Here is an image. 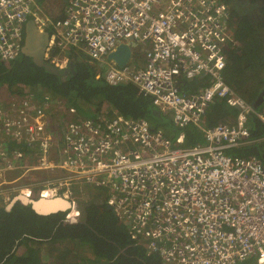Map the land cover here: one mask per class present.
Instances as JSON below:
<instances>
[{
  "label": "built area",
  "instance_id": "obj_1",
  "mask_svg": "<svg viewBox=\"0 0 264 264\" xmlns=\"http://www.w3.org/2000/svg\"><path fill=\"white\" fill-rule=\"evenodd\" d=\"M30 18L50 32L46 60L61 70L69 67L70 48L96 62L109 61L120 42L139 45L143 51L135 53L142 61L138 57V64L123 67L109 61L104 78L113 86L135 84L162 111H173L177 128L202 127L217 100L238 113L233 123L203 127L205 144L185 147L183 132L172 141L146 118L80 117L75 108L60 106L55 121L47 111L51 101L42 102L31 91L0 95V175L20 172L17 179L0 181V197L38 198L49 191L72 201L69 219L79 215L72 187L88 184L104 190L102 204L126 226L134 244L162 264H238L253 255L263 262L264 162L232 151L251 142L250 113L264 122V108L256 111L226 78L227 52L238 45L229 5L68 0L54 18L42 14L39 0H0L3 62L22 53ZM193 81L197 89L182 90ZM39 171L52 176L36 188L17 185Z\"/></svg>",
  "mask_w": 264,
  "mask_h": 264
},
{
  "label": "trees",
  "instance_id": "obj_2",
  "mask_svg": "<svg viewBox=\"0 0 264 264\" xmlns=\"http://www.w3.org/2000/svg\"><path fill=\"white\" fill-rule=\"evenodd\" d=\"M223 1L230 7L238 43L227 52L226 78L258 111L264 108V0ZM66 54L75 63V73L69 76L54 74L23 53L10 62L0 59V95L31 91L40 101H51L47 111L52 115L60 106H68L75 108L80 117L100 113L146 118L153 128L162 129L167 137L176 140L177 136L168 131V117L154 105L151 96L140 94L131 82L110 85L103 75L97 77L95 64L83 60L87 56L80 58L71 48ZM185 85L184 91L198 87L197 81ZM237 113L238 109L226 100H217L208 108L202 127L192 123L174 131L184 133L182 146L205 144L203 127L233 123ZM249 125L251 142L232 153L258 156L264 162V122L252 111ZM10 146L26 148L13 142ZM83 191L91 199L77 206V223L69 222L68 212L39 215L20 202L11 211L0 206V264H162L160 257L148 254L145 246L135 245L126 226L102 204L103 189L88 184L73 186V192Z\"/></svg>",
  "mask_w": 264,
  "mask_h": 264
},
{
  "label": "water",
  "instance_id": "obj_3",
  "mask_svg": "<svg viewBox=\"0 0 264 264\" xmlns=\"http://www.w3.org/2000/svg\"><path fill=\"white\" fill-rule=\"evenodd\" d=\"M50 39V32L42 31L36 25L35 21L31 19L26 24L25 44L22 49V53L31 57L38 66L45 67L54 74L69 76L71 73H75V63L73 61H70L69 67L65 70H61L60 68L47 62L46 53L50 45ZM138 46L139 45L136 43L120 42L117 47L108 54L107 59L112 63L123 67L133 59L134 53L137 49L143 51V49H140ZM18 202L23 205L30 206L32 210L39 215L68 212L73 209L72 201L64 198L63 196H57L55 198L42 196L38 198H29L25 195L18 194L7 204L5 210L11 211ZM69 222L77 223L79 222V219L76 216H72L69 218ZM259 264H264V261Z\"/></svg>",
  "mask_w": 264,
  "mask_h": 264
},
{
  "label": "rangeland",
  "instance_id": "obj_4",
  "mask_svg": "<svg viewBox=\"0 0 264 264\" xmlns=\"http://www.w3.org/2000/svg\"><path fill=\"white\" fill-rule=\"evenodd\" d=\"M68 0H40L39 1V5H40V11L42 12V14L44 13V15L46 16H50V17H59L63 14V9L66 6ZM78 53L80 55V58H82L83 56H87V54L81 50V49H77ZM140 55H138L137 53L134 54V58L131 60V65H135L139 63V59L142 61V58L139 57ZM88 57V56H87ZM139 57V59H138ZM95 67L97 72L100 75H106V73L108 72V70L111 67V64L109 61L104 60H97L96 62L94 61ZM8 94H10L9 92H7L6 94H4V97H6ZM58 113V112H57ZM55 115L54 120L56 121V118L58 117L59 114ZM166 114V116L168 117V122L167 125L168 127V131L170 133H172L174 136H178V132L180 131V129H178L177 131H174V129H176V124L174 123V113L172 110H167L164 112ZM64 118H67L66 115H64ZM177 138V137H176ZM172 141H175V137L174 138H170ZM24 150V148H23ZM233 154V153H232ZM52 175H50V173H48L47 171H39V172H32L31 174L25 175L22 179H20L19 181H17V185L18 186H31L33 185L35 188L40 186V182L51 177ZM2 176H0L1 179ZM4 178L5 179H14L16 178V174H11L10 172L7 174H4ZM75 188V187H74ZM73 189V187H72ZM8 191V190H7ZM74 197L76 199L75 202V207L77 208V206L80 203H83L85 201H88L91 199L90 194L85 193L84 191L81 193H75L73 192ZM10 201H6L3 200L2 197H0V206H7V204ZM80 214V213H79ZM79 219V216L77 217ZM40 251V253H42V250L38 249V252ZM47 262V261H45ZM48 263V262H47ZM238 264H259L258 258L256 255L251 256L249 259L245 260V261H240Z\"/></svg>",
  "mask_w": 264,
  "mask_h": 264
},
{
  "label": "crops",
  "instance_id": "obj_5",
  "mask_svg": "<svg viewBox=\"0 0 264 264\" xmlns=\"http://www.w3.org/2000/svg\"><path fill=\"white\" fill-rule=\"evenodd\" d=\"M40 1V0H39ZM76 52H77V49H74ZM77 54H81V53H78L77 52ZM11 174H16V178H14V179H17L18 177H19V175H20V172L18 171V172H10ZM0 176H2L1 177V179H0V181H2L3 179H5L4 178V176L3 175H0ZM10 179V178H9ZM14 179H10V180H14Z\"/></svg>",
  "mask_w": 264,
  "mask_h": 264
},
{
  "label": "bare ground",
  "instance_id": "obj_6",
  "mask_svg": "<svg viewBox=\"0 0 264 264\" xmlns=\"http://www.w3.org/2000/svg\"><path fill=\"white\" fill-rule=\"evenodd\" d=\"M26 193V191L24 192V194ZM26 196V195H25ZM43 196H45V197H47V198H55V197H52L51 196V193L49 192V191H45L44 192V195ZM42 207V206H41Z\"/></svg>",
  "mask_w": 264,
  "mask_h": 264
},
{
  "label": "flooded vegetation",
  "instance_id": "obj_7",
  "mask_svg": "<svg viewBox=\"0 0 264 264\" xmlns=\"http://www.w3.org/2000/svg\"><path fill=\"white\" fill-rule=\"evenodd\" d=\"M135 52H140V50L137 49ZM83 60H85V61H87V62H89L91 64H94V62L92 60H90L88 57L87 58H83Z\"/></svg>",
  "mask_w": 264,
  "mask_h": 264
},
{
  "label": "clouds",
  "instance_id": "obj_8",
  "mask_svg": "<svg viewBox=\"0 0 264 264\" xmlns=\"http://www.w3.org/2000/svg\"><path fill=\"white\" fill-rule=\"evenodd\" d=\"M32 18V17H31ZM31 18H30V20H31ZM25 29H26V27H25ZM85 52V51H84ZM88 56V55H87ZM89 58V57H88ZM91 60V59H90ZM18 195V194H17ZM11 201V200H10ZM75 206V205H74ZM76 208V207H75ZM108 208H110V207H108ZM111 209V208H110ZM75 210H77L79 213H80V211L76 208ZM69 212V211H68ZM80 215V214H79ZM78 215V216H79ZM78 216H76V217H78Z\"/></svg>",
  "mask_w": 264,
  "mask_h": 264
}]
</instances>
